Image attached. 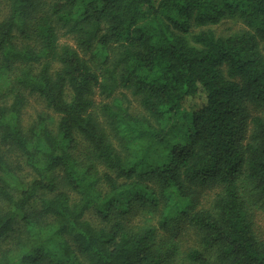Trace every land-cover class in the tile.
I'll return each instance as SVG.
<instances>
[{
	"label": "trees",
	"instance_id": "obj_1",
	"mask_svg": "<svg viewBox=\"0 0 264 264\" xmlns=\"http://www.w3.org/2000/svg\"><path fill=\"white\" fill-rule=\"evenodd\" d=\"M263 207L264 0H0V264H264Z\"/></svg>",
	"mask_w": 264,
	"mask_h": 264
},
{
	"label": "rangeland",
	"instance_id": "obj_2",
	"mask_svg": "<svg viewBox=\"0 0 264 264\" xmlns=\"http://www.w3.org/2000/svg\"><path fill=\"white\" fill-rule=\"evenodd\" d=\"M241 28H243L242 23H240V21L235 18H225L219 24L212 26V29H214L215 33L220 35H227L232 32L238 31ZM59 42H65L74 46L73 41L69 36L62 35L59 38ZM94 96H95L94 97L95 102L99 103L101 100V96L98 94H95ZM127 97L129 98L130 101V108L132 110H138L139 106L137 101L128 93H127ZM203 102H204L203 93L199 91L196 95L187 97L182 102V107L187 110H192L198 108L200 105L203 104ZM257 112H258L257 108L253 106H249L246 111V122L249 121L250 116L255 115ZM38 114H42L45 117L46 122L50 126L54 125L57 120V115L54 114L49 108H47L40 98L34 95H27L24 104L20 108V114H19L20 122H22L23 125H26L27 123H30L31 120H33ZM82 146L83 144L79 143L78 145L79 151L83 150ZM12 156L14 157V154H12ZM214 190L215 189L213 187H210L209 185L198 186L194 189L196 197L203 202L210 200ZM252 209L253 210L249 209V212L255 230L258 232L259 235H261V237H264V207L252 208ZM154 217L155 215H149L146 211L143 210L133 214L132 220L134 221L138 220V222H143L146 219H149V221L153 222L155 221ZM85 218L91 220L94 224L98 223V220L95 218V216L91 211L85 213ZM160 238L161 241L169 245V247L171 248L172 246L175 247L177 252H181L189 247L197 246V236L191 230L185 227L161 231Z\"/></svg>",
	"mask_w": 264,
	"mask_h": 264
}]
</instances>
